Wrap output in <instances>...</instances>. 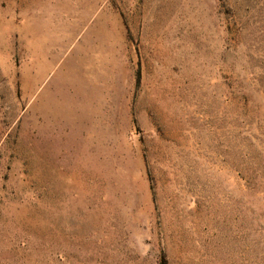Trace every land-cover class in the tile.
I'll return each mask as SVG.
<instances>
[{
    "label": "rangeland",
    "instance_id": "1",
    "mask_svg": "<svg viewBox=\"0 0 264 264\" xmlns=\"http://www.w3.org/2000/svg\"><path fill=\"white\" fill-rule=\"evenodd\" d=\"M264 264V0H0V264Z\"/></svg>",
    "mask_w": 264,
    "mask_h": 264
},
{
    "label": "trees",
    "instance_id": "2",
    "mask_svg": "<svg viewBox=\"0 0 264 264\" xmlns=\"http://www.w3.org/2000/svg\"><path fill=\"white\" fill-rule=\"evenodd\" d=\"M162 264H166V259H165V257L162 258Z\"/></svg>",
    "mask_w": 264,
    "mask_h": 264
}]
</instances>
